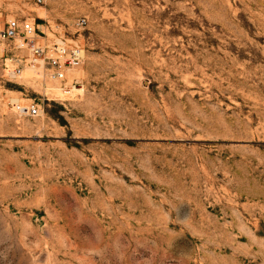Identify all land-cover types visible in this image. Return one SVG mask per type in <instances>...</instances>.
Instances as JSON below:
<instances>
[{
    "label": "rangeland",
    "instance_id": "1",
    "mask_svg": "<svg viewBox=\"0 0 264 264\" xmlns=\"http://www.w3.org/2000/svg\"><path fill=\"white\" fill-rule=\"evenodd\" d=\"M0 17L47 38L86 19L67 88L39 62L0 70V264H264V0H0Z\"/></svg>",
    "mask_w": 264,
    "mask_h": 264
},
{
    "label": "built area",
    "instance_id": "2",
    "mask_svg": "<svg viewBox=\"0 0 264 264\" xmlns=\"http://www.w3.org/2000/svg\"><path fill=\"white\" fill-rule=\"evenodd\" d=\"M48 0H34L43 5ZM46 23V22H45ZM86 19L75 22V38L61 37L53 31V38H47L43 25H37L29 19L19 20L16 17H0V70L8 76H20L28 66L34 67L39 62L42 75L51 81H58L64 88L69 81L68 71L80 67L84 61V47L81 43ZM46 30L52 29L49 23ZM38 64V65H39ZM18 115L37 116L38 105L11 103Z\"/></svg>",
    "mask_w": 264,
    "mask_h": 264
}]
</instances>
